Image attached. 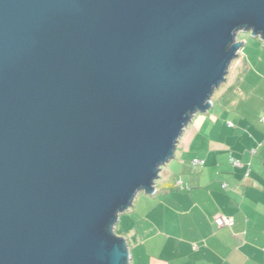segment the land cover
<instances>
[{"label": "water", "instance_id": "obj_1", "mask_svg": "<svg viewBox=\"0 0 264 264\" xmlns=\"http://www.w3.org/2000/svg\"><path fill=\"white\" fill-rule=\"evenodd\" d=\"M264 0H0V264H130L153 195Z\"/></svg>", "mask_w": 264, "mask_h": 264}, {"label": "crops", "instance_id": "obj_2", "mask_svg": "<svg viewBox=\"0 0 264 264\" xmlns=\"http://www.w3.org/2000/svg\"><path fill=\"white\" fill-rule=\"evenodd\" d=\"M237 59V93L192 118L175 174L144 200L149 212L126 240L130 264H264V45ZM218 217L235 224L220 228Z\"/></svg>", "mask_w": 264, "mask_h": 264}, {"label": "rangeland", "instance_id": "obj_3", "mask_svg": "<svg viewBox=\"0 0 264 264\" xmlns=\"http://www.w3.org/2000/svg\"><path fill=\"white\" fill-rule=\"evenodd\" d=\"M236 37L238 42L244 44L240 52L242 50L244 51L245 48H247V51L250 52L253 46H255V44L258 42L259 44H263L259 37H254L252 33L248 31L237 32ZM238 61L241 60L235 59L233 61L229 70L230 74L228 73L226 81L218 89H216L212 97L213 104L206 113L213 114L215 112V105L225 106V102H227L234 93H237L236 91L238 89V85L240 84L241 79V76L238 78V75H241L243 70H245L244 66L242 67L241 65H239L240 63ZM206 113H197L195 116H203ZM180 141V146H182V144L184 143V138L182 137ZM179 156L180 150L176 151V157H174L173 160H171L162 167L161 172L159 174V179L155 183L156 186H159L162 182L167 180V177L175 174L174 169ZM152 196L153 195L146 194V192H140L136 196L133 206L129 210L120 214L119 221L115 226V233L118 237L123 238L125 240L130 238L131 242L134 241V238H132V234L136 227V220H138L140 216L147 214L150 208L147 203L144 204L143 202L146 199L149 200V198H151Z\"/></svg>", "mask_w": 264, "mask_h": 264}, {"label": "built area", "instance_id": "obj_4", "mask_svg": "<svg viewBox=\"0 0 264 264\" xmlns=\"http://www.w3.org/2000/svg\"><path fill=\"white\" fill-rule=\"evenodd\" d=\"M263 122H264V118L262 119ZM195 164L197 165V162H195ZM233 164L236 166V167H241L242 164L236 160H233ZM215 223L218 227H233L235 222L232 218H227V217H218L216 218L215 220Z\"/></svg>", "mask_w": 264, "mask_h": 264}]
</instances>
